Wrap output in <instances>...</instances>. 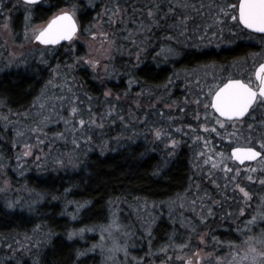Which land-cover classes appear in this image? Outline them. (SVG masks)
Wrapping results in <instances>:
<instances>
[{
  "label": "rangeland",
  "instance_id": "rangeland-1",
  "mask_svg": "<svg viewBox=\"0 0 264 264\" xmlns=\"http://www.w3.org/2000/svg\"><path fill=\"white\" fill-rule=\"evenodd\" d=\"M19 2L18 7L23 12L24 19L20 33H18V29H14L10 17L6 16L0 20V44L5 51L2 61L8 67L18 66L24 60H28L26 58L29 57L30 59L36 57V59L42 60V56L44 59L46 55L56 53L53 48L45 49L32 40L34 31L46 26L48 21L43 23L33 21L31 12L26 11V8L30 6L25 5L22 0ZM77 9L73 5L60 10V12H70L78 19ZM128 15V11L120 12L115 16L107 13V10L102 11L98 22L85 29L83 34L78 33L69 42L68 45L71 47L65 49L63 53H69L71 50L75 55L80 50V57L76 58L75 63L89 68L96 80H100L99 82L105 77L111 76L116 57H125L127 63L128 60H131L136 67L140 66L145 54L147 55V51L152 47L149 44L143 45V41L151 39L150 32L147 36L143 27L137 31H131L129 39H127L130 44L126 45L116 40L113 36L114 32L110 31L106 25L108 23L106 19L116 26L118 21L128 17ZM5 24L8 25L7 28L4 27ZM217 24L210 25L211 30L205 33V37L201 38L203 41L199 39L201 45L189 44L194 48L203 46L207 49L213 47L219 49L240 41V36L230 30H228V34L235 38L231 43L227 44L228 40L224 36L218 40L215 29L222 28L223 25ZM127 27L123 26L126 31H128ZM207 39H213V41ZM60 47L57 46L54 49ZM175 55L167 51L166 54H159L156 57L167 62V59H174ZM85 60L93 61L97 67L94 69L91 64L84 63ZM263 60L264 47H260L259 53L252 54L249 62L233 65L228 73L222 70L202 68L198 71L181 74L183 84L187 85V88L184 87L182 105H172L173 103L168 102L159 105L162 102L156 101L149 105L136 102L134 105L126 107L125 115L120 120L126 127L129 136L124 138L128 137V140L134 142L138 140L147 141L152 147L162 150L161 155L166 165L170 160L172 161L183 145H188L193 152L191 155V177L188 186L182 193L174 199L160 204L143 198L113 200L108 206L105 222L85 228L82 233L80 230L76 232L78 235L75 237L84 245L81 252L83 255H79V259L94 257L96 264H189V262L190 264H205L204 261L213 258L217 252L215 247H217L216 241L218 239L214 238V235L213 238H210L211 223L216 218L220 219L224 206L227 208L225 210L227 215L224 220H235L236 222L245 217L246 210L252 204L253 209L257 206V199L262 201L261 207L264 206V185L259 183V179H264V160L252 166L239 168L232 163L229 155V151L234 146L259 145L260 139L264 138V122L261 124V129L257 130L251 137L248 128L243 127L244 124L238 125L235 129H228L229 132L235 134L230 138L225 134V139L222 141L216 133L203 131V127L207 125L209 128L217 127L218 131L223 132L216 125L211 110L204 109L202 105H197L194 102L197 98L203 102L201 89L206 92L209 86L221 83L227 75L243 73L245 66L254 67ZM75 63L69 68L71 69L70 74L75 73L77 69ZM59 79L60 76H58V80L54 77L48 86L49 89L43 93L40 102L37 105H32L25 112H3L0 108V138L5 140L7 145L10 144L11 147L8 156L4 155L5 152L0 151V189H2L0 190V199L6 201L12 211L32 213L42 201V198L35 195L34 191L28 188L25 183L26 174L32 171L37 174H47L50 171L56 173L78 170L85 156L91 149H94V147L92 148L93 136L95 134L100 136L105 127H109L113 123L110 117L114 114L113 111L117 105H105L103 109L97 111L98 105H94L91 98H89L90 105H76L77 101L75 105H67L69 104L68 99L73 98L74 100V96L68 95L69 92L66 89L57 86ZM70 89L75 94L76 86H71ZM172 92L173 89L168 96L170 100L172 99ZM187 98L188 100H186ZM73 107L77 108L76 116L72 114ZM205 113L207 119H205ZM191 116L194 124H186L187 120H191ZM79 118L86 121L96 120L101 122L103 127L86 125L81 128L78 124ZM156 128L167 132L172 139L178 142V146L173 150L169 146L170 140L167 136L157 140L154 135ZM177 129L181 131H177ZM8 135L11 139L10 142L6 140ZM197 135L201 137L200 140L196 139ZM205 137L208 138L207 144L204 143ZM229 139L231 144H229ZM1 149L2 146L0 145ZM201 151L205 153L204 156L200 155ZM26 152L30 154L25 155ZM220 152H223V158L219 155ZM209 156H212L213 160L204 164L203 161ZM221 159H223V164L220 167L211 168L213 162L219 163ZM224 165L239 169L240 175L235 176L234 172L222 171ZM252 168H255L256 171L251 172L250 169ZM8 170L16 173V182L8 177ZM248 175H252L255 182L249 181ZM229 177L235 178L229 179ZM237 184L245 187V190L249 192L248 197L239 191ZM248 189L252 190V195ZM64 205L63 214L68 216L71 221L78 220L83 206L72 202ZM209 209H211V214H209ZM237 209H239V214L235 219L233 213ZM262 216L264 214L262 215L261 210L257 208L253 210L251 219H248L249 225L243 227L239 237L245 236L242 233L245 234L247 231L254 230L257 224L264 223V219H261ZM165 217L174 227L180 229V233H173L165 247L153 250L151 246L154 237L152 230L158 221L162 218L165 219ZM202 217L205 222H201ZM114 218L117 221L116 225L109 227ZM209 218H212L213 221ZM181 232L186 236V239L183 240L185 242L177 243L175 236ZM26 237L29 239H25ZM49 238V234L40 228L28 235H16L10 238L0 237V264L40 263L42 253L49 244ZM249 238L253 240L264 238V232L258 236L249 234L244 237V240L248 241ZM17 241L21 243L17 244ZM114 241L119 243L121 247H126L127 254L120 251L115 253L114 258H110L112 253L108 249L112 247ZM10 245L11 247H9ZM181 245L187 246L181 247ZM245 247L247 252L251 254L248 244ZM257 250L260 251L258 247ZM262 251H264V246Z\"/></svg>",
  "mask_w": 264,
  "mask_h": 264
},
{
  "label": "trees",
  "instance_id": "trees-1",
  "mask_svg": "<svg viewBox=\"0 0 264 264\" xmlns=\"http://www.w3.org/2000/svg\"><path fill=\"white\" fill-rule=\"evenodd\" d=\"M3 3L5 7L0 14V20L6 16L10 17L14 29H18L20 33L24 19L23 12L18 7L19 0H3ZM238 3L239 0H46L39 5L30 6L33 9L31 11L33 21L41 23L49 21L64 8L76 6L81 34L98 22L102 11L107 10V13L113 15V10L118 6L119 13L128 11L129 15L118 21L116 26L106 19L107 28L114 32L116 40L128 45L130 32L143 27L147 36L150 32L151 38L143 41V45L149 44L152 47L138 67L131 60L127 63L125 57H116L111 76L99 82L89 68L75 63L76 58L80 57V50L75 55L71 50L69 53H63L65 49L71 47L69 43L53 49L56 53L46 55L44 62L36 57L31 59L29 57L14 67L4 65L2 60L5 51L0 44V108L3 112L21 113L30 109L32 105H37L43 93L49 89L48 86L51 84L49 81L52 82L54 77L58 80V76L60 79L57 86L63 87L69 92L68 95L74 96V100L68 99L67 105H75L76 101V105H90L89 98L93 99L94 105H98L97 111L103 109L105 105H117L110 117L112 125L106 126L100 136L97 134L93 136L94 149L85 156L78 170L56 173L50 171L47 174L32 171L25 175L24 180L28 188L42 198L34 212L12 211L8 203L0 199V237L28 235L40 228L49 234L50 241L38 264H96L94 257L79 259V253L83 251L84 245L76 237L69 240V233L105 222L108 206L113 200L143 198L160 204L182 193L191 177L193 154L191 148L183 145L166 165L161 155L162 150H157L147 141L128 140V132L120 120L125 115L126 107L136 102L149 105L161 101L159 105L167 102L182 105L184 87L187 88V85L183 84L181 74L185 72L207 68L228 73L233 65L249 62L252 54L259 53V48L264 47V36L248 32L220 13V8L223 7L230 15H238L237 9L227 7L229 4ZM183 4L190 7H175ZM150 9L155 12L157 23L149 18ZM184 15L190 18L182 30L180 21ZM221 19L224 22L218 23L217 21ZM214 23L223 25L222 28H213L216 30L218 40L224 36L228 40L227 44L231 43L235 38L228 34L230 30L240 36V41L219 49L215 47L207 49L203 46L194 48L189 44L201 45L199 39L203 41L201 38L205 37V33L211 30L210 25ZM123 26H128V31ZM167 49L176 54L174 59H167L165 62L156 57L159 54H166ZM74 63L77 69L75 73L70 74L69 68ZM245 67V72L239 74H245L252 68ZM239 74L234 73L225 78H233ZM71 86H76L75 94L70 89ZM172 89L173 101L168 97ZM106 92H110L111 95L105 96ZM192 120L191 116V120L185 123L194 124ZM126 136L128 137L124 138ZM6 140L10 142L9 135ZM0 145L2 146L0 151L5 152V156L10 155V144L7 145L6 141L0 138ZM7 174L16 182V173L8 170ZM248 190L252 195V190ZM256 201L253 202H256L257 206L253 209L252 204L246 210L245 217L240 218L238 222L224 220L227 215L225 206L219 220L216 218L213 221L209 218L213 221L210 238L214 235L218 241L215 256L204 261L205 264H250L252 254L246 250L247 243L244 237L263 233L264 223L257 224L252 231L242 233L245 235L241 237L243 239L239 235L243 227L249 225L248 219H251L253 210L257 208L261 210L262 215L264 214L262 201L259 199ZM70 202L83 206L76 221H71L63 214L64 204ZM238 214L239 209L234 211L233 217L237 219ZM173 233H180V229L174 227L167 217L160 219L152 230L154 234L152 249L165 247ZM175 239L177 243H184L186 236L181 232ZM256 247L262 251V245L257 243ZM245 256H248V259H243ZM256 264H264V260L257 258Z\"/></svg>",
  "mask_w": 264,
  "mask_h": 264
},
{
  "label": "snow or ice",
  "instance_id": "snow-or-ice-1",
  "mask_svg": "<svg viewBox=\"0 0 264 264\" xmlns=\"http://www.w3.org/2000/svg\"><path fill=\"white\" fill-rule=\"evenodd\" d=\"M24 4L27 6H36L41 3V0H23ZM3 0H0V14H2V10L4 8ZM175 7H190L187 4L176 5ZM194 7V6H191ZM227 7L234 8L238 10V15H230L225 8H220V13L223 17L231 19L235 21L238 25H241L244 29L250 30L252 32L264 34V0H239L238 4H229ZM33 9L31 7L26 8V11L29 13ZM119 7L113 10V16L118 15ZM149 18L153 20L154 23L158 22L156 18L155 12L151 9L148 12ZM190 17L184 15L180 21L181 29L186 26V22ZM218 23H223L224 20H218ZM5 28L8 27L7 24L4 25ZM77 32V25L75 20L73 19V14L67 11H61L53 16L46 24V26L35 30L32 36V40L39 45L44 46L45 49L51 47L54 49L55 46L60 45L62 41L71 42L75 33ZM95 36V34H93ZM27 38V36H26ZM171 37H169L170 39ZM166 51L171 52V49H167ZM42 62L43 56H42ZM84 63L91 64L95 69L97 64L91 60H85ZM51 83V81H49ZM131 84L132 81H129ZM199 85V82H197ZM201 94L203 95V102L200 98L195 99V103L197 105H202L204 109H211L215 114L214 119L216 125L223 132L218 131L217 127L209 128L207 125L203 127V131L216 133L220 139L223 141L225 139V134L230 138L235 133L229 132L228 129H235L238 125L246 124L249 131V136H253L255 132L258 130L256 126L250 121L256 120V114L260 109H264V63L260 64L255 71V80L252 79H242V78H228L223 80L221 83L214 84L209 86L208 91L205 93L203 89H201ZM111 95L110 92H106L105 96ZM43 107V106H42ZM73 116L77 114V108H72ZM111 115V113H108ZM205 119H207V114L205 113ZM78 124L81 128H84L86 125H96L97 127H103L101 122L96 120L86 121L83 118L78 119ZM75 127V125H74ZM191 127V126H189ZM35 131V130H34ZM177 131H181L177 129ZM19 134V133H18ZM154 135L157 140H160L162 137H168L170 140V147L174 150L178 146V142L175 139H172L167 132L160 128H156L154 130ZM197 140H200L201 137L197 135ZM208 138H204V143L207 144ZM167 143V141H166ZM229 144H231V140L229 139ZM259 149L254 145L250 146H241L235 147L231 151V158L235 161H238L240 164H244L245 161H254L257 158L264 159V138H261L259 141ZM30 153L26 152L25 155H29ZM201 156H204L205 153L201 151ZM219 155L223 158V152H220ZM209 160H213L212 156H209L207 159L203 161L204 164H208ZM62 163V161H61ZM223 164V159L219 163L213 162L211 164V168L216 169ZM226 173H235V176H239V169H233L224 165L221 169ZM251 172H255L256 169H250ZM235 177H229V179H234ZM247 179L251 182H255L252 175H248ZM259 179V178H257ZM259 183L264 185V179H259ZM239 187V191L243 193L245 197L249 196V192L245 190V187H241L239 184L236 185ZM2 190V189H0ZM11 206V205H10ZM209 214H211V209H209ZM75 218V217H73ZM264 219V216L261 217ZM201 222H205L203 217L201 218ZM117 221L115 218L113 219L112 225L109 227L115 226ZM84 230L81 229L82 233ZM107 231V230H105ZM78 235L76 232L69 233L68 239L71 240L73 237ZM25 239H29L26 237ZM103 239V237H102ZM203 242V238H202ZM20 241H17V244H20ZM248 244L249 252L252 254L250 264H256L257 258L264 260V251H258L256 244L264 246V238L259 240H253L249 238L246 241ZM187 245H181V247H186ZM11 247V245L9 246ZM110 253H112V257L114 258L115 253L124 251L127 254L126 247H121L119 243L113 242L111 248L108 249ZM79 255H83V253H79ZM243 259H248V256H245ZM190 264V262H189Z\"/></svg>",
  "mask_w": 264,
  "mask_h": 264
},
{
  "label": "flooded vegetation",
  "instance_id": "flooded-vegetation-1",
  "mask_svg": "<svg viewBox=\"0 0 264 264\" xmlns=\"http://www.w3.org/2000/svg\"><path fill=\"white\" fill-rule=\"evenodd\" d=\"M262 63H264V60L261 62V63H258V64H256V66H254V67H252V68H250V70H248L247 71V73H245V74H239L238 76H236V77H233V78H242V79H252V80H255V71H256V69L258 68V66L260 65V64H262ZM226 79H228V78H224L223 80H226ZM222 80V81H223ZM207 92V91H206ZM205 92V93H206ZM210 109V108H209ZM211 110V109H210ZM211 112H212V110H211ZM213 113V112H212ZM213 115H215L214 113H213ZM251 123H253L255 126H256V128L258 129V130H260L261 129V124L264 122V109H260L258 112H257V114H256V120L255 121H250ZM243 127H247V125L246 124H244L243 125ZM248 128V127H247ZM241 146H246V145H238V146H234L233 148H235V147H241ZM250 146V145H249ZM256 148H257V150H260L259 149V145H254ZM231 151H232V149H231ZM231 151H229V155H230V157H231ZM264 159H259V160H257V161H255V162H252V163H246V164H244V165H239V164H237L236 162H233L232 161V158H231V161H232V163L233 164H235L236 165V167H239V168H245V167H247V166H252V165H255V164H257V163H259V162H261V161H263Z\"/></svg>",
  "mask_w": 264,
  "mask_h": 264
},
{
  "label": "water",
  "instance_id": "water-1",
  "mask_svg": "<svg viewBox=\"0 0 264 264\" xmlns=\"http://www.w3.org/2000/svg\"><path fill=\"white\" fill-rule=\"evenodd\" d=\"M23 1V0H22ZM44 1H46V0H41V3L42 2H44ZM70 13V12H69ZM73 19L75 20V23H76V25H77V32L75 33V35H74V37H73V39L77 36V34L79 33V31H80V24H79V22H78V19L73 15ZM245 30H247V29H245ZM248 32H250V33H252V34H255V35H260V36H264V34H260V33H256V32H252V31H250V30H247ZM66 43H69L68 41H62L61 42V44L60 45H63V44H66ZM60 45H57V46H60ZM40 46H42V45H40ZM57 46H55V47H57ZM44 47V46H43ZM259 159H261V158H257L256 160H254V161H245V163L244 164H246V163H252V162H255V161H257V160H259ZM232 161L233 162H236L237 164H239V165H244V164H240L238 161H235L234 159H232Z\"/></svg>",
  "mask_w": 264,
  "mask_h": 264
}]
</instances>
